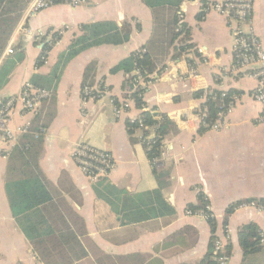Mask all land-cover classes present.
<instances>
[{"label":"crops","instance_id":"0c3cea01","mask_svg":"<svg viewBox=\"0 0 264 264\" xmlns=\"http://www.w3.org/2000/svg\"><path fill=\"white\" fill-rule=\"evenodd\" d=\"M217 1L182 0L179 21L184 30L164 50L165 43L155 39L159 16L142 0H86L63 10L52 6L29 23L43 35L27 38L21 32L14 35L15 29L11 34L13 52L0 64V103L16 99L8 123L16 132L34 122L44 126L38 158L42 178L72 207L86 230L87 254L76 264H203L212 235L223 247L230 246L227 264H264V211L239 206L264 202L263 111L252 97L255 80L234 70L228 20L210 6ZM99 21L114 22L129 34L128 40L82 50L61 67L54 89L40 87L51 91L48 99L34 112L22 109L17 97L24 83L34 84L33 76L47 77L59 54L81 33L80 26ZM247 28L264 46V0H253ZM53 32L59 38L39 62L40 50ZM186 44L190 47L180 52ZM145 45L159 68L148 78L113 69ZM130 75H136L133 81ZM85 87L92 88L93 97L84 99ZM139 88L142 109L130 97ZM213 88L236 97L222 128L215 130L200 118L207 115L201 107L204 96L194 95ZM144 111L155 113V119L166 115L176 127L165 135L160 155L152 160L143 144ZM128 123H138V128L129 132ZM23 133L17 132L10 143L0 135V264H43L13 217L5 192L8 154ZM80 143L112 155L113 167L105 178L94 182L80 171L72 158ZM154 189L173 212L120 224L117 212L126 193ZM200 197L215 221L214 233L203 216L186 213ZM249 223L259 228L261 239L259 248L245 255L238 233Z\"/></svg>","mask_w":264,"mask_h":264},{"label":"trees","instance_id":"16d2710c","mask_svg":"<svg viewBox=\"0 0 264 264\" xmlns=\"http://www.w3.org/2000/svg\"><path fill=\"white\" fill-rule=\"evenodd\" d=\"M29 1L0 0V53L10 39ZM142 1L147 7L155 10L159 16L157 20L159 31L155 34L157 35L155 39L162 41V44L165 43L163 50L172 46L184 30V24L179 21V6L182 0ZM80 32L71 40L66 50L59 54L47 77L41 79L38 76L32 77L33 85L52 90L56 86L61 67L79 52L100 44H121L129 38V34L121 32L120 27L112 21L82 24ZM58 38L59 33L53 32L40 50L39 62H43L47 52ZM150 42L153 43L154 40L151 39ZM189 47L190 44L180 47V52ZM143 48L146 51H142ZM143 48L132 52L113 69H120L126 73L136 71L137 75L143 79L148 78L157 69L158 63L157 58L150 54L146 45ZM135 76L130 75L129 79L133 81ZM1 84L0 82V86ZM140 91H142L140 88L135 89L130 97L135 106L142 109L144 102L137 96ZM194 95L204 96L201 107L206 111V120H213L218 107L230 100L229 92L223 95V91L216 88L199 90L194 92ZM155 116L156 114L151 111H144L140 115V120L144 124L142 128L144 149L150 160L160 155L161 142L165 135L176 130L175 125L166 115L161 114L159 119H155ZM43 128L44 126H39L36 122L32 123V126L25 129V133L20 136L18 143L9 152L5 192L11 213L29 240L37 258L43 264H72L87 254L83 244L86 230L82 219L72 207L59 196L57 191L48 188L42 178L38 158L42 145ZM127 128L129 132H132L138 128V123H128ZM150 129H153V136ZM154 172H156L155 168ZM205 206L206 202L200 197L197 206L189 205L188 208L192 212L201 210L209 213ZM232 210L233 207H229L227 214ZM172 212V206L164 199L161 191L154 189L137 195L126 193L123 206L117 213L120 214L119 223L125 224L160 217ZM207 221L214 233L215 221L211 217ZM214 239L215 236L212 235L208 252L202 259L203 264H219L214 253ZM260 239V230L253 223L244 225L238 233L239 245L245 255L259 248ZM223 251L229 255L230 246L223 247Z\"/></svg>","mask_w":264,"mask_h":264},{"label":"built area","instance_id":"2783aa9c","mask_svg":"<svg viewBox=\"0 0 264 264\" xmlns=\"http://www.w3.org/2000/svg\"><path fill=\"white\" fill-rule=\"evenodd\" d=\"M86 0H30L22 13V16L15 28L14 35L19 32L23 33L27 38H35L43 35L40 30L34 29L29 23L40 12L46 10L56 4L65 3L70 7H77L85 3ZM253 0H219L211 4V8L219 14L226 17L229 23V27L232 34V52L234 61V70L244 72L249 77L253 78L256 82L253 89L252 97L257 101L262 108V114L259 117V121H264V46L261 39L250 29L247 28L249 19L251 17ZM13 52L12 39L9 40L7 45L0 53V64L6 54ZM92 88L85 87L84 99L93 97L89 93ZM226 92H223V95ZM51 95V91L37 87L31 82H25L17 99L21 103L22 109L29 112H34L39 104L48 99ZM99 94H95V97H99ZM232 100L225 105H220L216 116L213 120H206L204 114H201L200 118L208 128L215 130L220 129L223 126L222 120L226 113L232 107V101L236 98L235 95L230 96ZM14 98L4 99L0 103V135L4 142H12L15 139L17 132H24L25 129L15 131L12 129L9 123L10 111L15 103ZM124 106H128L124 103ZM117 113L119 110L117 109ZM209 121V122H207ZM207 122V123H206ZM141 124V123H140ZM72 158L80 171L91 181H99L105 178L111 168L113 167L112 155L105 151L98 149L92 145L80 143L75 146L72 152ZM239 206L252 207L258 211H264V202L249 201L243 202ZM206 211H209L206 206ZM187 214H199L205 219L212 217V214L204 213L203 211L192 212L186 211ZM214 253L216 255V261L219 264H227L229 255L223 251L222 242L219 239H214L213 243ZM76 264V263H72Z\"/></svg>","mask_w":264,"mask_h":264},{"label":"rangeland","instance_id":"374dc122","mask_svg":"<svg viewBox=\"0 0 264 264\" xmlns=\"http://www.w3.org/2000/svg\"><path fill=\"white\" fill-rule=\"evenodd\" d=\"M69 5L65 4V3H59V4H56L55 6H53L52 8L56 9V10H63V8H67L69 9ZM66 19V18H65ZM68 26H69V23H68ZM61 30H65L64 29V26L61 27Z\"/></svg>","mask_w":264,"mask_h":264},{"label":"water","instance_id":"95a60500","mask_svg":"<svg viewBox=\"0 0 264 264\" xmlns=\"http://www.w3.org/2000/svg\"><path fill=\"white\" fill-rule=\"evenodd\" d=\"M43 44H41V46H42Z\"/></svg>","mask_w":264,"mask_h":264}]
</instances>
